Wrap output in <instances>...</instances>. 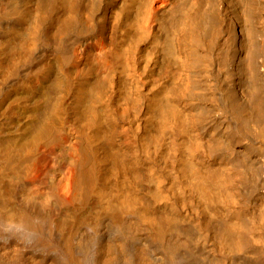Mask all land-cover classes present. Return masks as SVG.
<instances>
[{"label":"bare ground","instance_id":"1","mask_svg":"<svg viewBox=\"0 0 264 264\" xmlns=\"http://www.w3.org/2000/svg\"><path fill=\"white\" fill-rule=\"evenodd\" d=\"M0 264H264V0H0Z\"/></svg>","mask_w":264,"mask_h":264}]
</instances>
